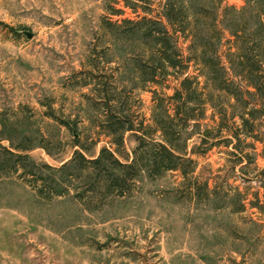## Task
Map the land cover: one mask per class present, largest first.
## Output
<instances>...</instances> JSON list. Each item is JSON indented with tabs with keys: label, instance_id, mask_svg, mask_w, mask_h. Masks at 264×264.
<instances>
[{
	"label": "rangeland",
	"instance_id": "1",
	"mask_svg": "<svg viewBox=\"0 0 264 264\" xmlns=\"http://www.w3.org/2000/svg\"><path fill=\"white\" fill-rule=\"evenodd\" d=\"M165 2L0 0V128L6 120L16 133L40 132L49 155L39 148L29 155L48 166L71 158L77 149L71 148L74 133L88 147L96 141L92 151L97 153L109 146V139L98 134L102 93L95 85L99 90L107 85L110 95L113 82L136 122L151 125L150 92L171 95L175 73L169 69L165 74L169 90L143 84L148 80L139 71L146 64L144 42L139 28L128 21L155 19ZM222 4L240 9L244 1ZM221 19L219 11L207 15L206 22L214 24L212 38H221L218 48L225 62L234 44ZM213 42L205 40L197 47ZM189 44L179 40L184 55ZM144 70L149 72L148 67ZM187 75H199L193 64ZM155 77L161 81L162 75ZM198 80L213 106H206L200 123L207 141L201 143L199 136L188 141V150L201 144V154L192 156L196 169L191 177L200 199L178 172L142 178L128 196L110 199L98 210L70 197L45 203L19 182L2 179L0 264H264V214L250 206L258 198L264 212L262 190L254 178L264 168V120L255 128L261 143L241 135V143L233 140L229 145L227 139L239 124L229 118L233 101L202 77ZM134 146L126 134V152ZM245 155L255 163L247 164L245 157L240 164ZM205 182L216 189L215 199L205 200ZM237 192L244 198L242 212L235 209Z\"/></svg>",
	"mask_w": 264,
	"mask_h": 264
},
{
	"label": "trees",
	"instance_id": "2",
	"mask_svg": "<svg viewBox=\"0 0 264 264\" xmlns=\"http://www.w3.org/2000/svg\"><path fill=\"white\" fill-rule=\"evenodd\" d=\"M243 1L244 6L237 9L223 5L224 0H166L155 19L143 17L139 21H128L139 28L144 42L141 54L146 64L149 63L139 66L140 73L148 75V80H142L143 84L169 90L165 74L169 69L175 73L171 95L159 94L156 90L150 92L153 102L151 125H144L142 120L136 122L135 115L124 108V97L118 92L115 82L113 88L111 86L114 94L110 95L107 85L103 84L99 90V84H96L95 91L102 93L99 102L102 120L98 124V134L109 139V146L95 153L92 145L96 146V141L88 147L79 134L74 133L71 148L77 149L69 160L52 167L35 161L29 155L36 148L49 155L46 140L40 132L16 133L8 128L6 120H2L0 180L19 182L45 203L70 197L98 210L110 199L128 196L142 178L153 180L166 172H178L183 183L189 182L187 188L191 189L193 196L200 199L196 178L191 177L196 169L192 156L201 154V144L188 150V141L194 136H199L201 143L207 141L208 132H201L200 123L206 106H213L212 98L200 86L198 78L202 77L205 83L209 82L233 101L229 106L232 110L229 118L232 121L237 119L239 124L231 133L232 139L226 138L227 143L231 145L233 140L241 143V135L257 143L261 141L255 134V128L258 125L262 127L264 120V0ZM219 11L222 24L225 23L234 44L233 50L227 51L225 62L219 54L221 38H212L214 24L206 22L207 15ZM203 19L205 22L201 21ZM251 22L254 28L250 27ZM181 38L190 43L188 55H184L179 46ZM205 40L214 41L213 46L197 47ZM192 64L197 68L198 76L187 75ZM145 67L149 72L144 70ZM156 74L162 75L161 81L156 79ZM222 114L225 117L226 110ZM62 125L68 131H74L73 126ZM126 134L135 142L130 153L125 148ZM250 147L255 151L254 145ZM234 150H238L237 146ZM245 157L247 164L255 163V159L245 155L240 156V164ZM261 157L264 159L263 155ZM254 178L260 184L264 207V168L257 170ZM203 186L205 200L215 199L216 189L210 190L206 182ZM242 198L239 192L234 195L236 212L245 209ZM258 203L257 198L250 206L264 214Z\"/></svg>",
	"mask_w": 264,
	"mask_h": 264
},
{
	"label": "water",
	"instance_id": "3",
	"mask_svg": "<svg viewBox=\"0 0 264 264\" xmlns=\"http://www.w3.org/2000/svg\"><path fill=\"white\" fill-rule=\"evenodd\" d=\"M28 37H30V36H28Z\"/></svg>",
	"mask_w": 264,
	"mask_h": 264
}]
</instances>
